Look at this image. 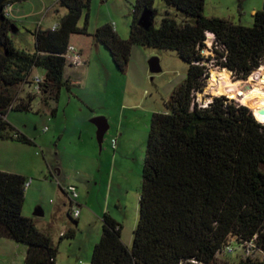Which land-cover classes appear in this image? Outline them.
Returning a JSON list of instances; mask_svg holds the SVG:
<instances>
[{
	"label": "trees",
	"instance_id": "16d2710c",
	"mask_svg": "<svg viewBox=\"0 0 264 264\" xmlns=\"http://www.w3.org/2000/svg\"><path fill=\"white\" fill-rule=\"evenodd\" d=\"M24 0H12L19 2ZM91 0H58L67 13L56 29L34 33L33 54L14 47L8 34L14 21L0 26V139L33 144L6 121L9 110L28 112L34 96L20 98L32 70L45 71L42 100L57 102L65 79L64 54L74 34L88 35ZM183 19L168 14L159 28L139 26L144 11L155 17L154 0H135L128 39L111 25L98 28L93 37L124 72L134 46L177 53L187 64L184 81L175 88L167 111L151 118L143 160L139 218L128 248L122 226L102 216V234L93 248L90 264H222L220 250L233 238L254 242L258 257L237 264H264V124L245 106L214 97L206 106L195 102L209 78L201 51L207 33L215 37L217 66L245 80L264 58V12L253 15V26L205 18V0H163ZM85 14L84 25L79 21ZM55 115L56 108L51 111ZM27 179L0 171V238L26 246L24 264H57L58 246L38 230L34 219L22 215ZM70 231L65 238H73Z\"/></svg>",
	"mask_w": 264,
	"mask_h": 264
},
{
	"label": "rangeland",
	"instance_id": "374dc122",
	"mask_svg": "<svg viewBox=\"0 0 264 264\" xmlns=\"http://www.w3.org/2000/svg\"><path fill=\"white\" fill-rule=\"evenodd\" d=\"M134 4L135 0H91L88 35L74 34L69 41V45L82 50L86 64L77 68L65 66L64 75L70 77V85L61 89L57 102L46 105L42 96H34L30 111L9 110L6 115L10 126L33 144L0 139V171L27 179L29 186L25 190L22 215L34 219L38 230L52 236L54 245L58 246L57 264H90L93 248L102 234L103 214L121 224V239L131 247L139 218L143 160L151 118L154 113L167 111L171 94L186 77L188 66L176 52L141 46L132 48L129 63L120 72L109 51L94 39L95 31L107 24L117 30L121 39H128ZM263 5L264 0H205L203 16L249 28L253 26V15L262 11ZM153 8L156 14L152 24L156 29L167 14L177 22L183 19L163 0H154ZM18 9L23 17L14 21L8 36L15 48L30 54L35 52V31L57 25L67 13L58 0H24ZM84 19L85 14L79 27H83ZM208 49L205 46L201 55L210 59L203 62L210 76L212 70L222 68L216 64L219 56ZM153 58L158 59L161 69L156 74L150 72L148 65ZM260 65L264 67V58ZM262 70L257 68L249 75L254 77V84ZM229 72L232 83H243L237 90H244L249 77L240 80ZM31 74L44 77L45 71L35 68ZM208 80L200 92L203 102L199 101L198 93L195 96L198 104L220 97L213 87L206 91L210 87ZM230 89L221 97L232 102L238 100L242 105L237 91ZM14 92L20 98L26 97L23 89L15 88ZM54 108L56 114L52 115ZM97 117L106 119L109 125L101 146L91 122ZM113 139L117 142L114 149ZM79 178L83 181L79 182ZM68 185L76 187L79 196L76 202L86 207L79 208L78 225L69 214L71 205L63 193ZM37 209L42 210V217L34 216ZM70 229L74 231L73 238L60 240L59 233ZM25 256L24 244L0 238V264H24ZM240 260L239 252L218 258L222 264H237Z\"/></svg>",
	"mask_w": 264,
	"mask_h": 264
},
{
	"label": "built area",
	"instance_id": "2783aa9c",
	"mask_svg": "<svg viewBox=\"0 0 264 264\" xmlns=\"http://www.w3.org/2000/svg\"><path fill=\"white\" fill-rule=\"evenodd\" d=\"M15 4H16L15 2L8 1L3 5L2 14L5 19L11 21L15 19L17 12V10L15 9ZM50 29L54 31L56 29V25L51 27ZM205 46L209 48L208 50H210L211 52H213V49L218 48V46L215 44V37L213 34L207 33ZM63 57L65 59L66 65H68L69 67L77 68L85 64L79 51L71 45L68 46L66 53L64 54ZM262 69H264V67L262 68L260 65L259 71H261ZM44 84H45V77L34 76L31 74L27 78L26 82L22 85L21 89H23L26 92L25 93L26 95L42 96ZM234 102L239 104L238 100H234ZM208 103L204 104V106H206ZM116 144H117L116 139H113L112 140L113 149L116 148ZM28 186L29 183H26L25 187L27 188ZM63 193L69 199V203L71 206L73 205V203H76V200L78 198V193L75 187L68 186L63 190ZM79 213L80 212L77 207H72L71 218L74 220L77 219ZM237 252L240 253V256L243 259H248V258L253 259L255 257H258L260 254V250L256 248L254 242H246L239 244L236 242L235 239L231 238L228 241V243L224 246V248L220 250L218 255L221 256L223 254H235Z\"/></svg>",
	"mask_w": 264,
	"mask_h": 264
},
{
	"label": "bare ground",
	"instance_id": "6f19581e",
	"mask_svg": "<svg viewBox=\"0 0 264 264\" xmlns=\"http://www.w3.org/2000/svg\"><path fill=\"white\" fill-rule=\"evenodd\" d=\"M208 82L210 87L207 88L206 91L211 90L213 87L217 96L226 95L227 88H231L230 90L232 91H237L236 96L241 101L242 105L250 108L256 121L264 124V113H261V111L264 110V72L259 75L258 82L255 84L254 77H249V79L244 82L246 85L244 90H237V87L243 83H232L230 81V72L227 69L212 70ZM201 98L202 93H198L199 101L203 102Z\"/></svg>",
	"mask_w": 264,
	"mask_h": 264
},
{
	"label": "water",
	"instance_id": "95a60500",
	"mask_svg": "<svg viewBox=\"0 0 264 264\" xmlns=\"http://www.w3.org/2000/svg\"><path fill=\"white\" fill-rule=\"evenodd\" d=\"M9 0H0V26L4 23L5 18L2 14V8L4 3L8 2ZM264 12V5H263V10ZM152 18L153 15L148 12V11H144L142 13V15L139 18L138 24L139 26H141L144 29H149L152 26ZM13 28V27H12ZM4 52V48L3 46L0 44V54H3ZM149 65V70L151 73L156 74L159 73L161 71L159 64H158V59L153 58L148 62ZM261 113H264V110L261 111ZM92 124L95 125L96 129H97V141L98 144L101 146L104 135L107 133L108 131V123L106 121V119L102 118V117H97L91 120ZM35 217H42L43 216V212L41 209H37L34 213Z\"/></svg>",
	"mask_w": 264,
	"mask_h": 264
},
{
	"label": "crops",
	"instance_id": "0c3cea01",
	"mask_svg": "<svg viewBox=\"0 0 264 264\" xmlns=\"http://www.w3.org/2000/svg\"><path fill=\"white\" fill-rule=\"evenodd\" d=\"M22 2H24V1H19V2H16V4H15V6H17V10H18V13H17V15H16V17H15V19H13V21H18L19 20V18H21V17H23V16H21L20 15V13H19V6L20 5H22ZM48 29V28H47ZM114 31L116 32V34H118V32H117V30L116 29H114ZM74 47V46H73ZM78 51H79V53L81 54V56H82V58H83V53H82V50H79V49H77ZM83 60H84V58H83ZM84 63L86 64V62H85V60H84ZM84 64V65H85ZM83 65V66H84ZM81 67V66H80ZM65 79H67L69 82H70V77H65ZM56 114V113H55ZM94 119V118H93ZM108 127H109V125H108ZM109 129V128H108ZM85 179V178H84ZM79 180V182H81V181H83V179L82 178H79L78 179ZM68 186H73V185H68ZM67 186V187H68ZM73 187H75V186H73ZM76 188V187H75ZM79 197V196H78ZM78 199V198H77ZM85 205H87L88 206V204H87V202L86 201H84L83 202ZM76 206H78V209L80 208V209H83V208H86V207H84V205H82L81 203H79V202H76V203H73V205L72 206H70L71 207V209H72V207H76ZM70 209V210H71ZM88 209V208H87ZM69 210V209H68ZM79 212H80V210H79ZM70 214V216H71V213H69ZM74 220V219H73ZM115 220V219H114ZM35 221V220H34ZM81 221V213H79V216H78V218L77 219H75L74 220V223H75V225H78L79 224V222ZM116 221V220H115ZM117 222V221H116ZM121 225V224H120ZM70 231H73V229H70V230H68L67 232H60L59 233V238H60V240L61 239H63V238H65L66 237V235H67V233L68 232H70ZM73 233H74V231H73ZM46 234V233H45ZM46 235H48L51 239H52V241H53V238H52V236L50 235V234H46ZM124 244L125 245H127L125 242H124ZM128 246V245H127Z\"/></svg>",
	"mask_w": 264,
	"mask_h": 264
}]
</instances>
